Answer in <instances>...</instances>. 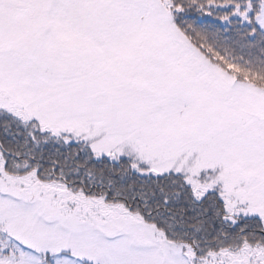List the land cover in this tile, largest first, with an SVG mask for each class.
I'll list each match as a JSON object with an SVG mask.
<instances>
[{"label":"snow or ice","instance_id":"6c2138e0","mask_svg":"<svg viewBox=\"0 0 264 264\" xmlns=\"http://www.w3.org/2000/svg\"><path fill=\"white\" fill-rule=\"evenodd\" d=\"M0 264H264V0H0Z\"/></svg>","mask_w":264,"mask_h":264}]
</instances>
